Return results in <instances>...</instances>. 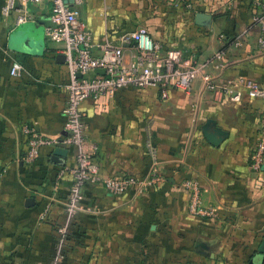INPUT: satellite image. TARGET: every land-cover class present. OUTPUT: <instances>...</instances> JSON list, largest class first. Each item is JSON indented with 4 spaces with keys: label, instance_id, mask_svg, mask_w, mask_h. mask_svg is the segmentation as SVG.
<instances>
[{
    "label": "crops",
    "instance_id": "1",
    "mask_svg": "<svg viewBox=\"0 0 264 264\" xmlns=\"http://www.w3.org/2000/svg\"><path fill=\"white\" fill-rule=\"evenodd\" d=\"M5 1L0 0V264H264V166L258 172L249 167L264 100L249 98L244 87L247 79L264 85L256 0H69L91 32L94 55L106 42L117 45L120 35L144 26L155 40L198 63L223 51L228 64L214 61L205 70L242 97H215L196 78L187 91L172 89L166 99L156 87H126L111 99L83 101L86 149L100 173L142 179L153 172L161 182L143 191L135 184L119 195L107 193L102 183L85 186L86 210L62 248L56 226L66 221L77 149L44 145L33 162H25L22 127L64 135L69 72L44 34L49 4L27 5L33 19L26 23L39 34L32 39L25 23L15 24L16 11L1 12ZM197 12L211 15L207 26L195 23ZM237 39L240 46L232 44ZM124 50L128 59L129 46ZM188 178L201 186L202 201L215 207V218L188 213L181 188Z\"/></svg>",
    "mask_w": 264,
    "mask_h": 264
},
{
    "label": "built area",
    "instance_id": "2",
    "mask_svg": "<svg viewBox=\"0 0 264 264\" xmlns=\"http://www.w3.org/2000/svg\"><path fill=\"white\" fill-rule=\"evenodd\" d=\"M74 4L81 0H72ZM49 4V21L44 26L46 40L53 49L63 54L68 68V80L65 83L66 100L63 108L64 135L48 137L40 133L34 126L23 125L22 132L26 136L27 150L23 160L33 162L44 146L55 147L62 144L77 149L78 163L70 170L71 181L65 196L66 221L56 230L60 235V248L68 243L72 227L77 223L81 213L86 210L83 189L89 184L102 183L107 193L119 195L133 185L138 184L139 191L151 188L161 182L156 173L138 179L129 174L104 176L97 165L91 161L92 152L86 149L87 125L81 111V103L88 99L97 101L101 97L111 99L126 87L144 89L156 87L161 91V98L166 99L172 89L187 91L194 79L199 78L204 88L213 96L223 100L239 101L242 92L235 90L230 84H220L205 69L214 61L220 65L228 64L224 60V52L218 51L214 57L203 63L195 61L193 55H187L180 48L167 47L155 40L144 26L120 35V43L111 45L106 42L100 55L92 52V36L89 29L78 18V11L69 0H6L1 12L8 14L16 11L15 24L19 25L33 19L28 4ZM261 13L253 17L259 25L261 35L258 39V50L264 58V0H256ZM189 7L191 4L188 5ZM232 44L241 45L239 39ZM124 45L130 48V57L126 59ZM97 70H103V73ZM18 69L11 68V74ZM80 75V76H79ZM249 98L264 100V85L252 79L244 83ZM264 166V107L260 116L257 137L252 144L249 155V167L258 172ZM181 188L187 192V211L189 214L213 219L216 216L214 206L202 201V189L195 179H185ZM49 206H46L41 218L46 219Z\"/></svg>",
    "mask_w": 264,
    "mask_h": 264
},
{
    "label": "water",
    "instance_id": "3",
    "mask_svg": "<svg viewBox=\"0 0 264 264\" xmlns=\"http://www.w3.org/2000/svg\"><path fill=\"white\" fill-rule=\"evenodd\" d=\"M210 20H211V15H209V14H206L203 12H197L195 14V23L197 25L207 26L209 24ZM34 27H36V26L32 23H25L22 25V28L26 29V30H23L25 34H30V32L33 33L32 39H34V38L36 39V37L39 35V34L35 35V33L33 32ZM41 29H42L41 27H37V32L39 31L38 33H41ZM60 58L63 60L65 57H64V55H60ZM97 71L100 73H103V70H97ZM28 201L30 202L31 199H29Z\"/></svg>",
    "mask_w": 264,
    "mask_h": 264
},
{
    "label": "trees",
    "instance_id": "4",
    "mask_svg": "<svg viewBox=\"0 0 264 264\" xmlns=\"http://www.w3.org/2000/svg\"><path fill=\"white\" fill-rule=\"evenodd\" d=\"M80 225V216H79V219H78V221H77V223L72 227V229H71V233H70V238H69V240H71L72 239V237H73V230H74V228L76 227V226H79ZM68 240V241H69Z\"/></svg>",
    "mask_w": 264,
    "mask_h": 264
},
{
    "label": "rangeland",
    "instance_id": "5",
    "mask_svg": "<svg viewBox=\"0 0 264 264\" xmlns=\"http://www.w3.org/2000/svg\"><path fill=\"white\" fill-rule=\"evenodd\" d=\"M70 241H71V240L68 241L67 245L69 244Z\"/></svg>",
    "mask_w": 264,
    "mask_h": 264
}]
</instances>
